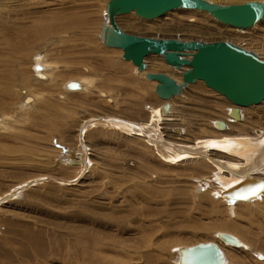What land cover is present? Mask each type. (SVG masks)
Returning <instances> with one entry per match:
<instances>
[{
  "label": "rangeland",
  "instance_id": "rangeland-1",
  "mask_svg": "<svg viewBox=\"0 0 264 264\" xmlns=\"http://www.w3.org/2000/svg\"><path fill=\"white\" fill-rule=\"evenodd\" d=\"M107 1L0 0V264H176V247L216 241L215 231L246 245L219 242L225 264H264L257 257L264 194L254 202L217 199L196 183L213 171L209 160L165 161L152 142L119 127L152 125L153 112L156 134L182 147L252 136L264 128V100L219 131L211 121L226 120L233 104L197 81L170 101L168 121L157 120L164 100L154 84L98 37ZM224 1L212 0L242 2ZM203 13L177 9L155 20L130 13L117 22L139 36L230 41L264 60V18L239 30ZM156 60L166 65L151 54L146 66ZM174 126L185 129L182 137ZM221 150L207 151L231 158L213 153ZM66 151L77 163L68 164ZM35 179L46 180L19 189Z\"/></svg>",
  "mask_w": 264,
  "mask_h": 264
},
{
  "label": "water",
  "instance_id": "water-1",
  "mask_svg": "<svg viewBox=\"0 0 264 264\" xmlns=\"http://www.w3.org/2000/svg\"><path fill=\"white\" fill-rule=\"evenodd\" d=\"M176 9L204 11L218 22L239 29L251 28L264 18V2L259 0L226 4L209 0H108L99 38L106 46L121 48L122 58L130 60L137 71L145 68L144 57L150 53L161 55L164 62L175 69L186 66L180 82L166 73H145L146 78L156 80L154 92L161 99L170 100L181 94L186 85L201 80L236 105L229 109L228 115L233 120H241L238 107L256 105L264 100V60L255 52L226 40L139 36L123 31L115 20L116 16L130 12L141 18L153 19ZM169 106L167 102L162 108L168 109ZM215 123L222 129L226 128L223 121L216 120ZM263 188L262 182L242 187L229 193L230 201L258 197L259 190ZM217 236L229 244L240 245L235 237L226 232H218ZM222 260L215 243L199 242L180 248L178 262L220 264Z\"/></svg>",
  "mask_w": 264,
  "mask_h": 264
},
{
  "label": "bare ground",
  "instance_id": "bare-ground-1",
  "mask_svg": "<svg viewBox=\"0 0 264 264\" xmlns=\"http://www.w3.org/2000/svg\"><path fill=\"white\" fill-rule=\"evenodd\" d=\"M231 1H238V2L242 1V2H244L245 0L244 1L243 0H231ZM259 1L264 2V0H259ZM196 11L198 12L199 10H196ZM202 12H204V11H202ZM130 13L134 14V12H130ZM130 13L121 14V16L126 15V14H130ZM203 14L209 15V13H207V12H204ZM118 16H120V15H118ZM118 16L115 17L116 22H117ZM157 18H159V17H157ZM142 19H144V20H153L154 19L155 20L156 18H153V19L142 18ZM193 20H194L193 18L189 19V21H193ZM68 21H69V18H68ZM102 22H104V15H103V21ZM117 24H118V22H117ZM254 26H252L251 28H253ZM126 27L130 28L129 30H131L133 27L135 28V25L132 22H128V24H126ZM236 29H239V28H236ZM248 29H250V28H248ZM122 30L124 31V29H122ZM239 30H245V29H239ZM99 31H100V29H99ZM99 34H100V32H99ZM153 38H156V37H153ZM107 47H110V46H107ZM111 48H116L118 50L120 49L122 51L121 53H123V50L121 48H117V47H111ZM151 54H153V53L147 54L144 57V63H145V58ZM154 55H158V54H154ZM189 55H190V52H189ZM158 56H160L163 60V57L161 55H158ZM121 58H122V54H121ZM122 59L129 61L131 63V65H133L136 68V66L134 64H132V62L130 60L124 59V58H122ZM160 61L161 60H156V61L152 62L149 66H145L144 69H142L140 71H137V70L136 71H137V73L142 74V76L145 80L152 82L154 84V88H155L157 82H156V80H150V79L146 78L145 77L146 72L166 73L169 76H171L172 78H174L177 82H180L181 81V73L183 70H186L187 67L184 66L182 69H175L174 67H171L167 63L164 62L170 69H172V70H169V69L166 70V68H165L166 65L164 66L162 64V62H160ZM43 63L50 64V62L48 63L47 60H43ZM41 65L44 68V64L41 63ZM145 65H146V63H145ZM42 72L43 73H39V74H41V75L45 74V71H42ZM83 80H84V78H83ZM197 81H201V80H196L195 82H197ZM195 82H193V83H195ZM201 82H203V81H201ZM190 84H192V83H190ZM190 84H188V85H190ZM85 85H87V84H85ZM188 85H186L185 87H187ZM68 86L70 89H77L78 83L71 82V83H68ZM184 88H183V90H184ZM209 89H211V88H209ZM100 94L104 95V93L102 91H100ZM181 94H182V92H181ZM181 94H179V95H181ZM217 94L220 95L219 93H217ZM220 96H222V95H220ZM27 99L30 100L31 98L28 97ZM172 99H170V100L161 99V100H164V102L158 107L157 111L155 112L157 120L168 121V116H169L171 109H172L171 108L172 105L170 104V101ZM167 102L170 104L169 108L168 109L162 108L163 104H166ZM228 102H230V101H228ZM231 105H232V103H231ZM235 106L236 105L233 104V106H231L229 108H232ZM246 107H248V106H246ZM229 108H227V110H226V115H227L226 120L215 119V120L211 121V125L215 129H217L219 131H228L229 130L228 123H236V122H240L243 120V112L241 110L242 107H238L241 111V114H242L241 120H233L232 118H230V116L228 115ZM151 118L154 120L152 125L150 123V124H145L141 127V126H137L134 123L127 121V120H124V121L126 123L134 124L132 129H129V127L126 126V124L123 122H120V125L119 124L118 125H119V127L122 128V131L128 133V132H131L132 130H134L135 134L139 133L142 137H144L148 141L152 142L153 145L156 146V150L158 151V154L165 161H169V160L171 161L172 159L173 160L174 159L175 160H182L184 158H192V157H193V159H194V157H202V158L204 157L206 160H209L212 167H213V171L209 175H206L202 178H197L196 183L198 184L199 187L208 189V191L211 190L212 195H214L217 199H222L223 201H225L227 203L250 202V201L254 202V201H258L261 198V196L264 194V188H263V189L259 190L260 194L258 197L254 196V197H249L245 200H236V201H230V195H229V193L232 194L233 192H236L237 190H240L242 187H245V186L249 187V186L257 184L259 182H262L264 185V128H262V129L261 128H254L252 130L253 131L252 136L251 135H240V136L235 135L232 137H225L226 135H223L219 140L210 139V138H201L200 140H198L196 142L194 141L195 143L189 147H182L181 144L183 145L184 143L169 140L164 135L159 134V133L156 134L155 115L153 112H151ZM216 120L223 121L226 124V128L222 129L219 124L215 123ZM94 122H96V121H94ZM109 122H111V121H108V120L105 121V123L108 125L110 124ZM114 124H117V123H113L112 125H109V127L113 126ZM101 125H103V124H101ZM135 127L137 129H134ZM2 128H6V125L5 124L0 125V130H2ZM83 128H84V125H83ZM174 128H179V130H174ZM170 129H171L172 133H174L173 135H176L178 137H182V135L185 133V129L180 127V126H174ZM210 147L211 148L212 147H215V148L218 147L219 149H222L221 151H214L213 153H219V154H222L224 156H230L231 158L227 157L228 159H226V158L216 159L215 157H213L211 155L210 152L207 151L210 149ZM82 151H83V149H82ZM65 154H66L65 158H71V159H68V161H67L68 164L77 163V161L74 160V158H72V157H74V153L72 151H66ZM84 155H85V152H84ZM71 160H73V161H71ZM205 166H209V165L207 164ZM46 179H52V178H46ZM46 179L30 180V181L26 182L25 184L21 185L19 187V189L22 190L23 188H27L28 186L37 184L38 182L40 183L41 181L46 180ZM19 189H17V190L19 191ZM218 232H222V231H215L213 233V235L217 239L216 241H213V243H215L217 245L218 250L221 252L222 257H223V260L220 264H225L226 263V256L222 250V247L220 246V243H222L226 246H233V247H246V245H244V243H242L233 234L226 232V233L232 235L233 237H235L240 242L239 246L229 244L217 236ZM184 246H178L175 248L176 251L173 250L177 254L176 260H175L176 264H180L178 262L179 251H180V248H182ZM186 246H190V245H186ZM257 257L264 260V256L260 253H257ZM203 261H204V259H203Z\"/></svg>",
  "mask_w": 264,
  "mask_h": 264
}]
</instances>
